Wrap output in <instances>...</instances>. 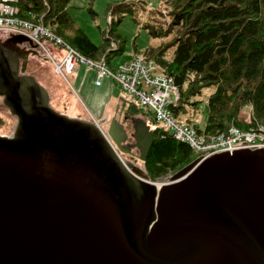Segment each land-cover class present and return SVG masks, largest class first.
Listing matches in <instances>:
<instances>
[{
	"label": "water",
	"instance_id": "water-1",
	"mask_svg": "<svg viewBox=\"0 0 264 264\" xmlns=\"http://www.w3.org/2000/svg\"><path fill=\"white\" fill-rule=\"evenodd\" d=\"M6 50L31 55L0 47V97L17 120L0 135V264H264V149L198 159L158 187L93 121L52 108ZM118 111L106 134L128 152ZM132 122L147 155L154 132Z\"/></svg>",
	"mask_w": 264,
	"mask_h": 264
},
{
	"label": "trees",
	"instance_id": "trees-1",
	"mask_svg": "<svg viewBox=\"0 0 264 264\" xmlns=\"http://www.w3.org/2000/svg\"><path fill=\"white\" fill-rule=\"evenodd\" d=\"M72 1L0 3H9L17 17L43 25L87 59L116 70L113 59L125 52L116 30L121 19L113 18L102 42L94 44L71 18ZM117 9L120 16L131 14L152 38L162 40L136 55L155 61L179 89L180 100L170 107L179 122L207 139L233 126L264 127V0H159L156 9L150 8L149 0H124ZM125 106L120 107L123 116L146 115L154 125V142L144 164L148 179L158 181L206 156L160 127L144 107ZM3 124L0 118V127Z\"/></svg>",
	"mask_w": 264,
	"mask_h": 264
},
{
	"label": "built area",
	"instance_id": "built-area-1",
	"mask_svg": "<svg viewBox=\"0 0 264 264\" xmlns=\"http://www.w3.org/2000/svg\"><path fill=\"white\" fill-rule=\"evenodd\" d=\"M0 34L28 37L38 49L47 54L54 72L63 75L65 79L66 74L74 71L77 63L87 65L86 75L92 68L95 69L98 86L103 78H111L132 95L140 106L150 111L160 127L172 132L177 140L187 143L194 151L207 153L203 158L222 152L264 149V127L243 130L233 126L227 133L207 139L200 136L193 126L179 122L170 107L179 102L180 91L171 78L160 73L159 66L153 60L136 55L112 70L105 62L87 59L43 25L17 17L15 9L7 2L0 3ZM48 44L64 49L62 60L50 55Z\"/></svg>",
	"mask_w": 264,
	"mask_h": 264
},
{
	"label": "rangeland",
	"instance_id": "rangeland-1",
	"mask_svg": "<svg viewBox=\"0 0 264 264\" xmlns=\"http://www.w3.org/2000/svg\"><path fill=\"white\" fill-rule=\"evenodd\" d=\"M122 2L124 0H73L68 6L71 18L90 40L97 45L103 40V32L109 30L111 20L113 18L116 21L119 18L121 19L116 30L123 39L124 43L122 47L125 49V52L113 59L112 63L115 66L124 63L129 58L135 56L136 53L143 51L146 47L156 46L162 43V40L152 38L147 30L135 23L131 14L125 13L123 17L120 16L117 5ZM149 6L150 8L156 9L159 7V0H149ZM1 36L3 34H0V38ZM47 47L50 55H58L59 60H62L64 49L53 48L48 45ZM46 55L45 52L39 50V52H35V55L25 58L26 60H22L20 62L21 73L33 76L47 89L52 107L56 111L58 110L59 112L70 115L74 113L73 115L89 119L88 114L92 112L93 116L100 121L105 114L107 101L111 100L108 110L109 118L108 120L106 119L107 121L105 120L106 122L104 121L105 126H107L117 110L120 99L134 103L132 101L134 97L125 92L109 77L101 80L103 87L100 91L94 89V84L97 79V73L94 68L89 71L87 75L88 79L85 82L84 88L82 87L83 90L75 93V89H77L82 76L85 74L87 65L77 63L74 71L66 74L65 79L63 75L54 72ZM71 103L74 104L73 108L71 107ZM120 112L121 108L117 114L119 121L123 119V115ZM0 118L4 121V124L0 127V135L10 136L15 129L17 121L3 105L2 98H0ZM126 125L128 128H131L130 123ZM105 126L103 128L107 130ZM171 176L163 178L165 180L160 179L153 182H157L158 184L169 182Z\"/></svg>",
	"mask_w": 264,
	"mask_h": 264
},
{
	"label": "crops",
	"instance_id": "crops-1",
	"mask_svg": "<svg viewBox=\"0 0 264 264\" xmlns=\"http://www.w3.org/2000/svg\"><path fill=\"white\" fill-rule=\"evenodd\" d=\"M16 37L17 36H7V35H3V36H1V38H0V47L1 48H5V47H8V46H13V47H15V48H17V49H21V51H28V52H30L31 53V55H29V56H32V54L34 53V51L35 52H37V50L35 49V50H31L30 49V47H29V45L27 44V43H20L19 41H14L15 39H16ZM28 56V57H29ZM134 57V56H133ZM132 57V58H133ZM132 58H129L128 60H126L125 62H127V61H129V60H131ZM124 62V63H125ZM121 64H123V63H121ZM121 64H119V65H117L116 67H118V66H120ZM86 74H84L83 76H82V79H81V81H80V83H79V85H78V87H77V89H75V91H76V93H78L79 92V90L81 91V90H83V88H84V85H85V82L87 81V79H88V77L86 78V80L84 81V77H86L85 76ZM97 80V79H96ZM39 82V81H38ZM41 84V83H40ZM42 85V84H41ZM95 86H94V89H98V91H100L101 90V88L103 87L102 85V83H101V85L100 86H98V85H96V82H95V84H94ZM118 85V84H117ZM43 86V85H42ZM119 86V85H118ZM83 87V88H82ZM45 88V87H44ZM46 89V88H45ZM47 90V89H46ZM48 92V91H47ZM132 101L134 102V103H129L128 101H125V100H121L120 99V102L118 103V106H119V109H120V107L124 104V105H126L125 107H127V105H132V104H134L135 106H137L138 108L140 107V105L136 102V100L135 99H132ZM110 102H111V100H109V101H107V105H105L106 107H105V114H104V116L100 119V121L97 119V118H95L94 116H93V113L92 112H89V117H90V119L89 118H82L81 116H77V115H73L74 113H73V111H71V113H73V114H67V113H62V112H59L58 110H57V112H59V113H61V114H67L68 116H70V117H72V118H77V119H81V120H83V121H93L98 127H99V125L103 128L104 126H105V123H104V121L107 119L108 120V118H109V114H108V110H109V105H110ZM73 105V106H72ZM75 106H76V104H75ZM71 107L73 108L74 107V104L73 103H71ZM78 107V106H77ZM72 108H71V110H72ZM87 110V109H86ZM119 112V111H118ZM92 117V118H91ZM131 117H133V118H135V119H139V120H142V121H145L146 123H147V125H149L150 126V129L153 131V128H154V125L151 123V121H150V118H149V116H146V115H142V114H136V115H132ZM113 118V117H112ZM106 120V121H107ZM105 121V122H106ZM122 123H126V124H128V123H130V122H125V120H123L122 119ZM109 124V123H108ZM131 125H132V123H130ZM106 128H107V126H105ZM132 127V126H131ZM133 130V129H132Z\"/></svg>",
	"mask_w": 264,
	"mask_h": 264
},
{
	"label": "flooded vegetation",
	"instance_id": "flooded-vegetation-1",
	"mask_svg": "<svg viewBox=\"0 0 264 264\" xmlns=\"http://www.w3.org/2000/svg\"><path fill=\"white\" fill-rule=\"evenodd\" d=\"M25 53L23 52H18V54L12 52V51H9V50H6L4 53L1 54V56H3L4 58L7 56V55H10V57H13L14 58V61H18L19 60V64H16L19 65L18 66V69H19V74L22 75V74H25V73H21V66H20V62L22 60H24L25 58H27L28 56L24 55ZM49 94V93H48ZM1 98V97H0ZM49 100H50V95H49ZM50 102V106L52 107V104H51V101ZM53 108V107H52ZM13 116V115H12ZM14 117V116H13ZM112 119V118H111ZM123 120H125V122H130L132 123V127L131 128H128L126 123H122V120H120V122L122 124H125L126 126V129H127V133H128V139L125 141V143H123L124 145V148L126 149V151L128 152H121L117 146L115 144H113V142L111 141V139L107 136L106 134V131L104 128H102L100 125H99V128L102 130V133L103 135L105 136L107 142L109 143V145L111 146V148L114 150L115 154L119 157V159L123 162V164L126 166L128 163L132 164L133 167L138 170H141L143 172H145V162H146V159H147V155H143L142 153H140L138 147L136 146V141L133 139L132 137V134H133V122H132V117L130 116H123ZM17 121V120H16ZM111 122V120H110ZM109 122V124H110ZM109 124L107 125V129L109 127ZM149 153V152H148ZM142 157L145 158V160H142ZM130 170V169H129ZM146 177V176H145ZM148 179V178H147ZM150 180V179H149ZM166 183V182H165ZM162 185V184H161Z\"/></svg>",
	"mask_w": 264,
	"mask_h": 264
},
{
	"label": "bare ground",
	"instance_id": "bare-ground-1",
	"mask_svg": "<svg viewBox=\"0 0 264 264\" xmlns=\"http://www.w3.org/2000/svg\"><path fill=\"white\" fill-rule=\"evenodd\" d=\"M160 186H161V184L159 183L158 187H160Z\"/></svg>",
	"mask_w": 264,
	"mask_h": 264
}]
</instances>
